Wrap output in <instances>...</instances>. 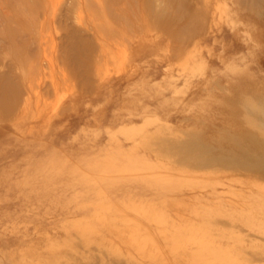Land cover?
<instances>
[{"label":"rangeland","instance_id":"1","mask_svg":"<svg viewBox=\"0 0 264 264\" xmlns=\"http://www.w3.org/2000/svg\"><path fill=\"white\" fill-rule=\"evenodd\" d=\"M0 264H264V0H0Z\"/></svg>","mask_w":264,"mask_h":264}]
</instances>
